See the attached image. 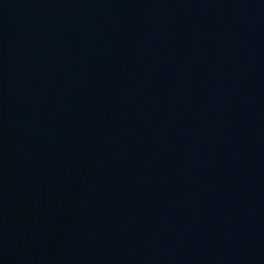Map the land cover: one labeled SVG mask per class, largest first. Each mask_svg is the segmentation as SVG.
Listing matches in <instances>:
<instances>
[{
  "label": "water",
  "instance_id": "95a60500",
  "mask_svg": "<svg viewBox=\"0 0 264 264\" xmlns=\"http://www.w3.org/2000/svg\"><path fill=\"white\" fill-rule=\"evenodd\" d=\"M0 264H264V0H0Z\"/></svg>",
  "mask_w": 264,
  "mask_h": 264
}]
</instances>
